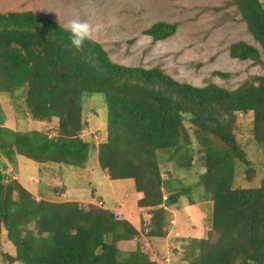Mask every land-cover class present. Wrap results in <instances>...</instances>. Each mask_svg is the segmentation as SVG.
<instances>
[{
	"label": "trees",
	"instance_id": "trees-1",
	"mask_svg": "<svg viewBox=\"0 0 264 264\" xmlns=\"http://www.w3.org/2000/svg\"><path fill=\"white\" fill-rule=\"evenodd\" d=\"M229 3L264 50L262 3ZM177 25L158 21L144 33L153 41L162 40ZM228 50L232 58L261 61L258 49L243 41L230 44ZM0 93L7 94L8 103L31 123L56 121L54 135L32 126L13 130L3 125L0 102V238L9 245L3 254L8 263H155L139 246L126 253L118 248L119 242L139 234L126 213L83 208L74 200L35 199L4 172L7 164L1 156L10 162L17 155L41 164L84 168L93 142L81 135L86 125L83 101L99 94L107 120L105 139L96 146L97 164L110 180L133 181L134 191L141 193L135 201L137 210L150 214L145 235H167V206L178 197L195 203L189 188L180 187V179L162 178L160 167L165 162L188 170L197 166L196 183L203 187L197 201L211 202L209 229L188 238L183 260L264 264V179L259 186L235 185L238 167H243L246 182L252 181L255 171L235 138L238 114L251 115L253 141L264 147V75L231 90L213 83L196 87L174 80L158 67L113 62L92 39L77 50L58 23L32 11H9L0 12ZM159 262L168 264L165 258Z\"/></svg>",
	"mask_w": 264,
	"mask_h": 264
},
{
	"label": "rangeland",
	"instance_id": "rangeland-1",
	"mask_svg": "<svg viewBox=\"0 0 264 264\" xmlns=\"http://www.w3.org/2000/svg\"><path fill=\"white\" fill-rule=\"evenodd\" d=\"M259 1L264 6V0ZM9 11H32L59 25L79 16L93 26L91 39L101 45L113 62L129 67H158L174 80L196 87L213 83L231 90L254 76L264 75V50L249 33L236 6L229 0H0V12ZM158 21L176 22L178 25L172 35L153 41L144 31ZM238 41L256 47L261 61L254 63L250 59L232 58L228 48ZM218 73L228 76L223 77ZM8 100L7 94L0 93L4 126L20 131L32 126L47 131L49 135L56 133L55 120L48 124L42 121L31 123ZM82 109L86 125L81 135L93 142L90 161L85 168L41 164L17 155L10 162L1 156L7 164L4 172L34 195L47 200H74L83 208H120L124 214L126 211L131 213L134 208L137 210L133 181L108 180L98 169L96 146L105 139L107 120L104 99L99 94H92L91 99L83 101ZM250 126L251 115H237L235 138L255 171L252 181L246 182L243 167H238L236 186H259L264 179V147L253 141ZM196 172H199L197 166L188 170L177 168L171 162H165L160 167L162 178L170 176L180 179V187L189 188L195 203L189 204L188 198L182 195L175 204L167 206L169 226L164 238L145 235L146 222L150 217L146 209L137 210L135 217L127 216L139 234L128 242L118 243L122 253L139 246L150 260L155 261L154 264H161L159 260L162 258L168 264H188L182 258L185 254L183 247L188 238L205 235L210 220L211 202L197 201L201 199L203 187L196 183ZM174 184L179 185L177 182ZM98 199L101 205H98ZM9 250V245L1 237L0 264H10L3 255Z\"/></svg>",
	"mask_w": 264,
	"mask_h": 264
},
{
	"label": "clouds",
	"instance_id": "clouds-1",
	"mask_svg": "<svg viewBox=\"0 0 264 264\" xmlns=\"http://www.w3.org/2000/svg\"><path fill=\"white\" fill-rule=\"evenodd\" d=\"M60 27L69 33L70 44L77 50L82 48L86 40L92 38L93 26L79 16L68 19L64 24L60 23Z\"/></svg>",
	"mask_w": 264,
	"mask_h": 264
},
{
	"label": "crops",
	"instance_id": "crops-1",
	"mask_svg": "<svg viewBox=\"0 0 264 264\" xmlns=\"http://www.w3.org/2000/svg\"><path fill=\"white\" fill-rule=\"evenodd\" d=\"M89 164V163H88ZM86 167V166H85ZM84 167V168H85ZM74 168H76V167H74ZM79 169V168H78ZM80 169H83V168H80ZM98 169H100L99 167H98ZM103 172V171H102ZM103 174H104V176L109 180V177H108V175L105 173V172H103ZM97 176V175H96ZM54 190V189H53ZM29 191V190H28ZM30 193H32L31 191H29ZM33 194V193H32ZM134 194H135V201L138 199V198H140L141 197V193H139V192H135L134 191ZM34 195V194H33ZM35 197H37L38 199L39 198H41L39 195H34ZM137 197V198H136ZM42 199H46L45 197H43ZM47 200V199H46ZM120 209V208H119ZM120 211L121 212H123L121 209H120ZM135 213H136V208H134L133 209V211H131V213H127V211H126V215L127 216H130L131 218L134 216L135 217ZM128 220L129 221H131L129 218H128ZM131 223H132V221H131Z\"/></svg>",
	"mask_w": 264,
	"mask_h": 264
},
{
	"label": "built area",
	"instance_id": "built-area-1",
	"mask_svg": "<svg viewBox=\"0 0 264 264\" xmlns=\"http://www.w3.org/2000/svg\"><path fill=\"white\" fill-rule=\"evenodd\" d=\"M99 204H101V202H99Z\"/></svg>",
	"mask_w": 264,
	"mask_h": 264
}]
</instances>
